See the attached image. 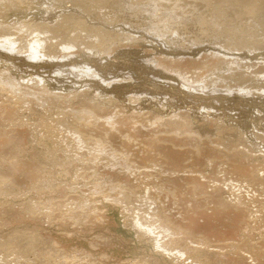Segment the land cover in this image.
Segmentation results:
<instances>
[{
    "label": "bare ground",
    "instance_id": "1",
    "mask_svg": "<svg viewBox=\"0 0 264 264\" xmlns=\"http://www.w3.org/2000/svg\"><path fill=\"white\" fill-rule=\"evenodd\" d=\"M263 50L264 0H0V194L50 195L70 172L74 194L28 217L104 227L105 201L172 264L261 263L264 202L245 195L264 194ZM36 227L14 230L17 257L93 264Z\"/></svg>",
    "mask_w": 264,
    "mask_h": 264
},
{
    "label": "rangeland",
    "instance_id": "2",
    "mask_svg": "<svg viewBox=\"0 0 264 264\" xmlns=\"http://www.w3.org/2000/svg\"><path fill=\"white\" fill-rule=\"evenodd\" d=\"M245 20L242 22L243 24H244V26L246 27V25H245ZM241 23V22H240ZM240 23H239V25H240ZM241 23V26H240V29L242 28V29H244L243 27V24ZM245 29H247V27L245 28ZM132 33H133V31H132ZM137 34V33H136ZM147 48H148V46H149V44H147V45H145ZM205 48V47H204ZM129 51V50H128ZM259 54H264V50L263 51H261V52H259ZM20 65H22V64H20L19 63V66ZM23 70H24V68H23V66L21 67ZM125 69V68H124ZM19 75H21L20 74V72H19ZM23 75V74H22ZM110 78V77H109ZM56 87H59V88H62L61 86H56ZM233 108V107H232ZM252 112L254 113V110H252ZM229 113V112H228ZM40 151H42V150H40ZM260 158V157H259ZM257 159V158H256ZM2 167V166H1ZM5 167V166H4ZM5 168H7V165H6V167ZM9 168V167H8ZM45 170V169H44ZM3 171V170H2ZM4 172V171H3ZM61 172H62V174H61ZM61 172H56V174H55V176H56V179H57V181L55 182V183H53V186L52 187H50V189L52 190V193H51V191H50V193L52 194H42V193H40L39 194V191L40 192H42L41 190H37V192H36V194H35V192H34V194L33 195H28L27 194V196H25V197H21V196H19V197H15V195H8V193L6 192H3V194H0V264H39V263H41L40 261H39V263L37 262H34V261H32V259H34V257H33V255L34 254H31V255H27V256H25V257H23V258H19V257H17V255L19 254V256L21 255V251H20V248H18V249H13L14 248V245L12 244V243H15L16 242V244L18 243L17 241V239H19V238H17L16 239V237H20V240L19 241H21V240H23L25 243L28 241V239H29V237H31V236H29L30 235V233H32L33 231H35V232H33V233H37L36 232V229H35V227L36 228H38V232L40 233V231H42V228L44 229V230H47L46 231V233H45V231H42L44 234H45V236H44V238H45V240H49L51 237H56V238H58V240L60 241V245L62 246H65V248H69V249H74V248H76V245H77V248H76V250H79L78 252H83L84 253V251H86V257L88 256L89 257V259H88V261H91V263L93 262V264H96L97 262L96 261H98V258L97 257H99V261H100V263H99V261H98V263L99 264H103V262L105 261H107V259H109L110 260V258H116V259H114V260H111L112 262V264H115V262L117 263V261H123L122 263L124 264L125 262H127L126 264H131V262H133L132 264H134V262H135V260H136V262L138 261V262H140V259H143V258H152L153 257V259L156 257V258H158L159 260H161L162 262H163V264H172L171 262H169V261H167L168 259H166V261L163 259V255H160L159 254V252L157 251V253H154L153 252V247H152V245H150V244H148L147 243V241L146 240H144L143 238H141L140 240H139V238H138V236H136L135 235V233H134V231H132L129 227H127L126 226V224H125V220L123 219V217H122V215H121V213H120V210L118 209V207H116V206H114L113 204H111V203H109V202H103V203H101L102 205V209H105L104 211H105V213H106V215L110 218V223H102L103 225H104V227H101L102 225H101V223L100 224H97V225H95L96 226V228H95V226L93 225V227H91L90 226V228L89 227H87V229H86V227L84 226V228L83 227H81V226H79V227H81L80 229H79V227H74V228H72L71 226V228L69 227V225H68V222H67V225L68 226H66V227H68V228H66L65 227V225H64V227H63V225L62 224H64V222L63 223H61V222H59L58 224L55 222V223H53V224H43L44 222H45V220H43L42 218H43V216L41 217H39V219L40 220H38V217H36L37 218V220L36 221H39L38 222V225H37V223H32V222H35V219L36 218H34V217H28V215H30V214H32L33 215V213H31V212H28L29 211V207H31L32 205H37L38 204V202H40V203H44V201L47 199V198H57L58 196H57V194L55 195V192H57L58 190H56V189H62L63 187H64V190L66 191V193L68 194V196L69 197H71L74 193H72V190H71V186H72V184H71V186H70V184H69V186H68V183H72V179H73V177H72V175L73 174H69L68 172H63V171H61ZM2 173V172H1ZM63 173H64V175H63ZM90 173V172H89ZM60 174V175H59ZM67 174V175H66ZM66 175V176H65ZM69 176V177H68ZM62 177V178H61ZM63 179V180H62ZM64 179H66V180H64ZM59 180V181H58ZM64 182V183H63ZM66 182V183H65ZM59 183H61V184H59ZM83 183L82 182H79V185H77V186H75V188H78V190H80V191H78L77 190V192H76V194H78L77 196V198H79L80 196L81 197H85V194H82L84 191L88 194L90 191H92V186L90 185V186H88L86 183V185L84 184V185H82ZM58 185H60V186H57ZM62 185V186H61ZM0 186H2V185H0ZM5 186V185H4ZM80 186V187H79ZM86 186V187H85ZM57 187V188H56ZM73 187V186H72ZM85 187V188H84ZM66 189H68V190H66ZM84 190L83 192H81V190ZM3 191V189H2V187L0 188V192H2ZM88 190V191H87ZM20 191V190H19ZM18 191V192H19ZM22 191V190H21ZM24 191H26V190H23V192ZM53 191H55V192H53ZM245 191V190H244ZM84 192V193H85ZM246 192V191H245ZM255 192V193H254ZM25 193V192H24ZM260 193V194H259ZM41 194L43 195V196H41ZM67 194H66V196H67ZM69 194H71V195H69ZM258 194V195H257ZM45 195V196H44ZM83 195V196H82ZM262 195H264L263 193H261V191L259 190V189H257L256 188V190L255 191H253V192H249V195L247 194V192H246V197L248 198V200L249 201H253V200H255V201H263L264 202V197H262ZM6 196V197H5ZM8 196V197H7ZM47 196V197H46ZM254 196V197H253ZM40 197V198H39ZM80 197V198H81ZM39 198V199H38ZM79 198V199H80ZM250 198V199H249ZM256 198V199H255ZM261 198V199H260ZM15 199V200H14ZM20 199V200H19ZM36 199V200H35ZM28 200L30 201V202H28ZM25 201H27V202H25ZM34 201V202H33ZM36 201H38V202H36ZM42 201V202H41ZM11 202V203H10ZM22 202H23V205H22ZM19 203V204H18ZM15 205H17V206H15ZM19 205V206H18ZM21 206V207H20ZM113 207V208H112ZM23 209H25V210H23ZM16 210V211H15ZM28 210V211H27ZM37 216H38V214H37ZM30 218V219H29ZM264 218V217H263ZM33 219H34V221H33ZM12 221V222H10V221ZM19 221V222H18ZM22 221V222H21ZM43 221V222H42ZM27 222H29V223H27ZM42 222V223H41ZM114 224H113V223ZM11 223H13V225L11 224ZM32 223V224H31ZM41 224H42V226H41ZM65 224H66V222H65ZM9 225H11V226H9ZM46 225V226H45ZM112 225V226H111ZM63 228H61V227ZM31 227V228H30ZM46 227V228H45ZM55 227H56V229H55ZM58 227V228H57ZM62 230H61V229ZM65 228V229H64ZM89 228V229H88ZM92 228V229H91ZM102 228H103V230H102ZM20 229V230H19ZM35 229V230H34ZM78 229V230H77ZM86 229V230H85ZM91 229V230H90ZM108 230L109 232H106V230ZM14 230H16V232H17V230L18 231H20V232H17V233H19V235L17 234V233H14L15 231ZM57 230V231H56ZM64 230V231H63ZM80 230H82V234L81 233H77V232H79ZM83 230H85L84 232V234H83ZM89 230H90V232H89ZM29 231V232H28ZM67 231H71V232H74L75 231V235H73L71 238H69V237H67V236H65L64 237V235H65V233H67ZM77 231V232H76ZM89 232V233H91V232H93L92 234H89L88 233V235L89 236H87V233L86 232ZM59 232V233H58ZM62 232H63V234H62ZM81 232V231H80ZM111 232V233H110ZM20 233H22V235H20ZM24 233V234H23ZM28 233V238H25V237H27L26 236V234ZM61 233V234H60ZM101 233H102V235H104L105 236V238L108 236V241H107V238H106V241H107V244L110 246H108L107 244L106 245H103V243L105 244V240L104 241H102V243H100L101 241H99L98 239V241L96 240V238L97 237H100L101 236ZM255 234H254V238L255 239H257V240H260V239H262V237H263V234H264V221H263V224H262V230H257L256 232H254ZM258 233V234H257ZM16 234V237L14 236ZM42 234V233H41ZM48 234V235H47ZM108 234V235H107ZM110 234V235H109ZM9 235V236H8ZM13 235V236H12ZM18 235V236H17ZM32 235V234H31ZM62 235V236H61ZM86 235V236H85ZM92 235H93V238L95 237V239L94 240H96V242L99 244L100 243V247H99V245H98V248L99 249H97L96 248V246H97V243L95 242V241H93V238H92ZM12 236V237H11ZM33 236V235H32ZM46 236H47V239H46ZM51 236V237H50ZM11 237V238H10ZM21 237H23V238H25V240L23 239V238H21ZM75 237V238H74ZM77 237V238H76ZM81 238V239H79V238ZM84 237V238H83ZM109 237L111 238L110 240H112L111 241V244H109L110 242V240H109ZM8 238H10V240L8 239ZM16 240H15V239ZM38 237H36V239H37ZM100 238H102V237H100ZM115 238V239H114ZM14 239V240H13ZM35 239V240H36ZM80 241H79V240ZM85 239H87V242H86V240ZM91 239H92V241L94 242H92L91 241ZM8 240L10 241V245H9V242H8ZM14 241V242H13ZM23 241H21L20 243H22L23 244ZM41 241V243L44 241H42V240H40ZM89 241H90V243H92V245H89ZM12 242V243H11ZM62 242V243H61ZM73 242V243H72ZM76 242V243H75ZM114 242V243H113ZM24 243V244H25ZM36 243H38V242H36ZM40 243V242H39ZM40 243V244H41ZM1 244H3V245H1ZM11 244L13 245L12 247H11ZM94 244H96V245H94ZM101 244H102V248H101ZM19 245H21V244H19ZM39 245V244H38ZM62 246V247H63ZM105 246V247H104ZM115 246V247H114ZM2 247V248H1ZM5 247V248H4ZM79 247V248H78ZM84 247V248H83ZM93 247V248H92ZM97 249V250H95V252H94V249L95 248ZM110 249H108V248ZM11 248V249H10ZM92 248V249H91ZM114 248V249H113ZM83 249V251H81ZM100 249H102V252H105L107 255H109L110 256V258H108L107 257V255L105 254V257H106V259H102V261H101V258H103L104 257V254L100 251ZM11 250H12V252H11ZM17 250V251H16ZM92 250V251H91ZM104 250V251H103ZM158 250V249H157ZM217 251H219L218 249H216ZM15 251V252H14ZM20 251V252H19ZM228 251H230V249H228ZM17 252H19L18 254H17ZM28 252V251H27ZM89 252H91V253H89ZM94 253H95V255H94ZM103 255V257H100L101 256V254ZM111 253V254H110ZM11 254H12V256H11ZM63 255H61V257L62 256H64L65 255V252L64 253H62ZM93 254V255H92ZM228 254V253H227ZM244 254V253H243ZM16 255V256H15ZM84 255H85V253H84ZM99 255V256H98ZM112 255V256H111ZM29 256V257H28ZM151 256V257H150ZM240 256H241V254H240ZM247 256L248 255H243V257L242 258H239L240 260L239 261H241V262H239L238 263V261H237V263L238 264H240V263H242V261H244V263L243 264H247L246 262H248L249 261V264H256L255 262H253L252 260H248V258H247ZM97 258V260L95 259V262H94V260L92 259V258ZM136 257V258H135ZM139 257H143V258H139ZM244 257H245V259H244ZM25 258V259H24ZM122 258V259H121ZM138 258H139V260H138ZM148 258V259H149ZM31 259V260H30ZM63 259V258H62ZM91 259V260H90ZM242 259H244V260H242ZM107 261L106 263H108L109 262V264H111L110 263V261ZM126 260V261H125ZM30 261V262H29ZM31 261H32V263H31ZM86 261H87V258H86ZM87 261V262H88ZM119 261V262H120ZM125 261V262H124ZM105 262H104V264H105ZM114 262V263H113ZM130 262V263H129ZM135 262V263H136ZM225 263H226V261H224ZM224 262H223V264H224ZM97 263V264H98ZM119 264V263H118ZM228 264V263H227ZM258 264H264V260H261V263L259 262Z\"/></svg>",
    "mask_w": 264,
    "mask_h": 264
}]
</instances>
